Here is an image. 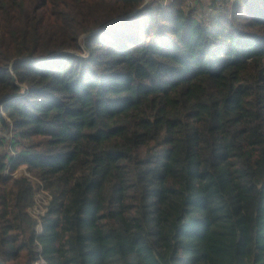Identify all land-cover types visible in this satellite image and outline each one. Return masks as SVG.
<instances>
[{
    "label": "trees",
    "instance_id": "trees-1",
    "mask_svg": "<svg viewBox=\"0 0 264 264\" xmlns=\"http://www.w3.org/2000/svg\"><path fill=\"white\" fill-rule=\"evenodd\" d=\"M227 13L0 0V264H264V0Z\"/></svg>",
    "mask_w": 264,
    "mask_h": 264
},
{
    "label": "rangeland",
    "instance_id": "rangeland-1",
    "mask_svg": "<svg viewBox=\"0 0 264 264\" xmlns=\"http://www.w3.org/2000/svg\"><path fill=\"white\" fill-rule=\"evenodd\" d=\"M152 1V0H148ZM158 1V0H155ZM173 0H163L164 5L171 3ZM161 2V0H160ZM183 3H186L189 8L194 12L195 16L199 19L206 22L207 26L211 27L210 22L212 19L224 16L227 13V9H231L233 6V0H183ZM88 35L82 37L81 42L85 49V42ZM83 55H88V50H85ZM26 141L18 144V148L25 146ZM15 155L16 150L12 151ZM10 174V173H9ZM14 176L20 177L22 175L30 176V172L26 169L25 166L20 167L15 173ZM36 194H35V204L30 209V213L33 217H36L41 221V217L47 212L50 200L52 195L47 191L43 184L39 183L35 179ZM38 232H43V225L40 223L38 225Z\"/></svg>",
    "mask_w": 264,
    "mask_h": 264
},
{
    "label": "built area",
    "instance_id": "built-area-1",
    "mask_svg": "<svg viewBox=\"0 0 264 264\" xmlns=\"http://www.w3.org/2000/svg\"><path fill=\"white\" fill-rule=\"evenodd\" d=\"M40 233V232H39ZM37 264H39V263H37Z\"/></svg>",
    "mask_w": 264,
    "mask_h": 264
}]
</instances>
